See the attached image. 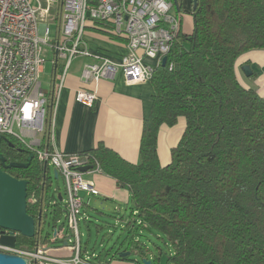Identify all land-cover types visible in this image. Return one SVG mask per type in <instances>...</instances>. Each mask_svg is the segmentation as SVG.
I'll return each instance as SVG.
<instances>
[{
  "label": "trees",
  "instance_id": "16d2710c",
  "mask_svg": "<svg viewBox=\"0 0 264 264\" xmlns=\"http://www.w3.org/2000/svg\"><path fill=\"white\" fill-rule=\"evenodd\" d=\"M192 17V35L177 34L166 66L158 67L151 81L155 95L143 126L140 163L127 162L103 143L87 152L105 175L129 190L135 219L128 224L130 232L156 231L173 249L167 254L159 248L154 254L132 241L114 257L131 252L145 259L153 255V264H160L163 256L167 264H264V100L243 87L236 74L240 57L264 51V0H198ZM90 30L127 45L105 24L96 23ZM63 70L59 63L53 67L46 90L41 148L49 151ZM179 118H185L186 129L171 152V163L163 167L157 151L159 131L163 125L175 126ZM2 140L0 153L7 161L27 162L30 152L22 144L9 136ZM34 156L27 169H4L0 162L5 173L28 182L27 213L35 220V236L8 232L3 236L10 235L11 242L2 241L25 251L61 245L53 235L66 225L58 226L65 219L62 201H49V167L45 172ZM49 220L53 235L44 234Z\"/></svg>",
  "mask_w": 264,
  "mask_h": 264
},
{
  "label": "built area",
  "instance_id": "2783aa9c",
  "mask_svg": "<svg viewBox=\"0 0 264 264\" xmlns=\"http://www.w3.org/2000/svg\"><path fill=\"white\" fill-rule=\"evenodd\" d=\"M50 22L57 23L54 40ZM96 23L127 40V53L120 60L94 54L86 47L87 28ZM180 31L181 17L173 0H0V136L15 139L63 179L68 236L56 250L38 247L25 251L0 242V253L22 257L28 264H92L82 255L79 226L82 219L87 220L85 196L96 197L100 192L85 176L104 173L89 153L41 148L48 105L41 81L46 64L44 47L54 53L52 66L59 63L64 68L57 87V108L58 93L75 59L93 60L82 72L86 82L113 80L120 73L131 85L151 82ZM78 97L91 103L96 98L86 92ZM84 167L91 169L84 173L80 170ZM62 231L56 230L54 239ZM53 251L62 254L55 256Z\"/></svg>",
  "mask_w": 264,
  "mask_h": 264
},
{
  "label": "crops",
  "instance_id": "0c3cea01",
  "mask_svg": "<svg viewBox=\"0 0 264 264\" xmlns=\"http://www.w3.org/2000/svg\"><path fill=\"white\" fill-rule=\"evenodd\" d=\"M173 2L175 12L181 17V31L185 35H192L194 0H176L177 4L175 0ZM84 39L90 52L105 55L113 61L120 60L127 53L125 41L110 39L107 35H101L93 30L87 31ZM146 62L150 63L148 60ZM73 63L74 61L57 97V108L52 125L53 149L71 154L87 153L95 149L99 143H103L127 162L139 164L143 126L150 117L153 107L155 95L153 84L151 82L128 84L121 73L117 74L113 80L86 82L82 72L84 66L92 64L93 60L83 58L79 62L80 66L75 67ZM244 66L250 67V77L243 73ZM236 74L243 87L256 91L264 100V51H251L240 57L236 64ZM48 79L50 87L53 76ZM81 92L94 94L96 98L92 103L86 100L81 101L78 99ZM185 129V118H179L175 126L163 125L160 128L157 151L163 167L171 163V152L180 143ZM85 177L92 180L100 192L95 199H89L87 203L85 201L84 213L87 219L90 218V211L102 214L99 209H107L111 206L120 212L122 210L120 205H125V208L130 205L129 190L120 188L111 177L91 173ZM58 198L64 201L62 195L59 194ZM131 222L133 220L125 221L126 226ZM128 229L131 230L129 227ZM8 240L7 243H10L11 240ZM53 254L60 256L62 252L53 251ZM132 255L136 258H131ZM131 256L125 258L128 260H119L121 259L119 255L117 257L108 255L105 260L101 257L98 261L90 260L92 264H138L145 259L138 254L131 253ZM147 260L153 264V255H150ZM167 263V258L163 256L160 264Z\"/></svg>",
  "mask_w": 264,
  "mask_h": 264
},
{
  "label": "rangeland",
  "instance_id": "374dc122",
  "mask_svg": "<svg viewBox=\"0 0 264 264\" xmlns=\"http://www.w3.org/2000/svg\"><path fill=\"white\" fill-rule=\"evenodd\" d=\"M49 26L52 31L51 39L54 40L57 23L50 22ZM43 57L46 60V64L41 81L43 83L44 89L47 90L49 87L48 78L53 75L52 62L55 59L54 53L50 49V47H44ZM82 59L83 58L75 59L73 66H80L79 62ZM49 173L53 180V187L49 194V201H54L53 198H58L59 194L65 198L66 191L63 179H55V170L53 167H49ZM96 197L85 196V201L87 203L89 199L92 200ZM61 204H64V202ZM120 206L122 207V210L120 212L118 209L115 210L114 207L108 206L107 209H99L102 214H99L96 211H90V218H88L87 220H81L79 228L82 240L83 257H89L91 260L96 261L99 257H101L105 260L106 256H112L116 254L118 250H126L132 241H139L141 244L150 248L154 252V254L158 252L159 248H161L167 254L172 253V246L165 244L161 240H159V234L156 231H153L152 234L142 233L141 235H138L135 232L131 233L128 229V226H126L127 223H125V221L135 220L131 216V210L133 207L132 201L127 208H125V205ZM93 207L97 209L95 205H93ZM62 223L66 224L64 218L59 222L58 226H60ZM52 227L53 226L51 225V220H49L44 227V234L53 235ZM6 236H2L3 238H0V242L5 241L4 239H6L7 241H9L8 239L12 240L10 235V238ZM64 237H68L66 229L60 232L58 240L60 241ZM58 246H60V244L51 245L49 248H52V250H56L54 248H57ZM131 258L136 257L132 255Z\"/></svg>",
  "mask_w": 264,
  "mask_h": 264
},
{
  "label": "water",
  "instance_id": "95a60500",
  "mask_svg": "<svg viewBox=\"0 0 264 264\" xmlns=\"http://www.w3.org/2000/svg\"><path fill=\"white\" fill-rule=\"evenodd\" d=\"M175 4H177L175 0ZM198 5V0H194L193 9L195 10ZM167 63V57L162 60V66L165 67ZM243 73L247 76H251V69L249 66L243 67ZM2 136H0V142ZM35 156L33 153L28 155L27 162L24 164L12 163L6 166V159L0 153V162L3 164V168H16L27 169L31 165ZM47 164L44 165V171H47ZM91 167H84L80 170L84 173L88 172ZM59 175L55 172V179H58ZM27 187L28 182L20 181L9 174L5 173L0 168V234L4 235L6 232L10 234H19L25 238L32 239L35 236V220L27 213ZM42 212L39 215V224L41 222ZM131 256V252L120 253L119 257L125 259ZM0 264H28V260L19 256L0 253ZM142 264H152L147 259L142 260Z\"/></svg>",
  "mask_w": 264,
  "mask_h": 264
},
{
  "label": "flooded vegetation",
  "instance_id": "af4514ba",
  "mask_svg": "<svg viewBox=\"0 0 264 264\" xmlns=\"http://www.w3.org/2000/svg\"><path fill=\"white\" fill-rule=\"evenodd\" d=\"M2 143H5V141H4V140H1L0 145H1ZM13 163H14V162H13ZM5 164H6V166H8V165L12 164V162L6 160V163H5ZM1 166L4 167L3 164H1ZM7 169H10V168H7Z\"/></svg>",
  "mask_w": 264,
  "mask_h": 264
}]
</instances>
